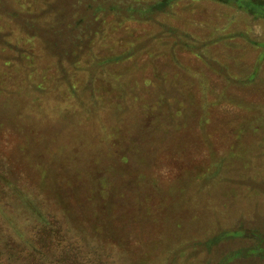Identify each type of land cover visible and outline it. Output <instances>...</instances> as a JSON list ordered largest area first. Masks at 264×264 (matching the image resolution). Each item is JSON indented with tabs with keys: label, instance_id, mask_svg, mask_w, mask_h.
<instances>
[{
	"label": "rangeland",
	"instance_id": "374dc122",
	"mask_svg": "<svg viewBox=\"0 0 264 264\" xmlns=\"http://www.w3.org/2000/svg\"><path fill=\"white\" fill-rule=\"evenodd\" d=\"M0 264H264V0H0Z\"/></svg>",
	"mask_w": 264,
	"mask_h": 264
},
{
	"label": "trees",
	"instance_id": "16d2710c",
	"mask_svg": "<svg viewBox=\"0 0 264 264\" xmlns=\"http://www.w3.org/2000/svg\"><path fill=\"white\" fill-rule=\"evenodd\" d=\"M49 224L43 226L42 232H43V235L46 236L44 241H43L44 242L43 244H44V246L52 247V246H55V243H56V238L54 237L55 229H52L51 227H49L48 226ZM39 240H40V238H39ZM39 242H36L35 246L38 245ZM34 251L38 252V249L36 247H34Z\"/></svg>",
	"mask_w": 264,
	"mask_h": 264
}]
</instances>
